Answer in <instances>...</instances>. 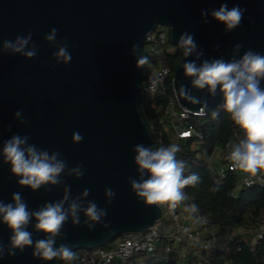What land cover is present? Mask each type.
<instances>
[{
	"label": "water",
	"instance_id": "95a60500",
	"mask_svg": "<svg viewBox=\"0 0 264 264\" xmlns=\"http://www.w3.org/2000/svg\"><path fill=\"white\" fill-rule=\"evenodd\" d=\"M222 3L246 9L241 26L232 32H225L210 16L209 23H202L201 10L218 9ZM157 24L170 27L176 45L183 32L194 34L204 51L202 59L227 60L236 43L243 45L240 55L248 49L264 53V0H0V42L31 31L38 45L33 60L0 54V149L14 134L28 135L29 143L49 152L59 150L68 167L83 164L84 171L79 180L63 176V185L33 192L17 184L10 165L0 158V200L8 203L14 192H20L29 209L35 210L61 199L63 188L70 186L71 197L90 189L85 204L94 200L107 209L104 222L110 228L97 224L89 231L82 226L81 213L80 226H73L71 220L64 225L57 247L64 243L71 245L73 252L94 249L123 234L146 231L162 215L159 205L138 201L129 183V177L138 179L133 147H157L139 108L143 65L137 67L145 36ZM53 27L58 30L57 44L66 43L72 55L68 65L53 67L51 56L57 48L43 39ZM133 44L138 45L135 54L131 53ZM194 58H181L172 88L181 107L205 114L223 101L220 95L213 98L206 90L191 87L182 64ZM181 85L197 99L207 100L206 110L202 112L200 104L179 96ZM20 109L27 124L14 119V112ZM74 132L83 136L81 143L72 142ZM106 188L116 193L110 205L105 204ZM34 224L33 220L28 227L33 240L44 238ZM10 235L0 223V242L7 245ZM32 250L26 248L15 257L5 255L0 264H61V259H34Z\"/></svg>",
	"mask_w": 264,
	"mask_h": 264
},
{
	"label": "clouds",
	"instance_id": "9594fccd",
	"mask_svg": "<svg viewBox=\"0 0 264 264\" xmlns=\"http://www.w3.org/2000/svg\"><path fill=\"white\" fill-rule=\"evenodd\" d=\"M245 8L236 4L231 8L222 3L218 9H202L200 12L202 23H209V16L224 26L225 32H232L241 26ZM58 30L53 27L43 39L54 45L57 50L51 58L55 65H68L72 55L68 45L57 44ZM178 45L183 50V56L195 57L182 64L183 74L191 79V87L196 90H206L210 97L220 95L223 103L220 107L230 116L231 121L242 131L243 138L237 142L229 141L230 149L226 157L233 170H241L255 175L264 169V53L248 49L240 55L243 48L241 43L233 45L231 57L202 59L204 51L198 46L194 34L187 31L179 37ZM138 45L133 44L131 53L135 54ZM219 48V44L216 45ZM38 45L33 42V33L17 35L14 40L0 42V54H19L25 59L33 60L37 56ZM197 61H200L198 64ZM148 63L147 57L140 56L137 67ZM178 95L192 104H200L201 111L207 108V100L194 97L186 86L181 85ZM214 116L219 115L213 112ZM20 124H27L23 110L13 114ZM11 129L12 125H8ZM83 136L79 132L72 135L73 143H81ZM28 135L14 134L2 143L0 158L2 163L10 165L11 176L17 177V184L21 188H28L35 192L42 187L50 190L52 186L63 185V176H74L77 180L84 176L83 164L68 167L59 150L49 152L29 143ZM132 151L134 164L137 168L138 179L129 177L131 191L138 201L145 205L166 204L170 209L187 199L183 189L189 185H196L200 177L196 173L185 176L186 164L176 158L180 151L177 144L169 146H145L136 144ZM90 189H85L80 195L71 197L70 186L63 188V196L57 201H49L35 210H30L27 201L20 192H14L11 201L5 203L0 200V223L11 231L9 242H0V260L5 255L15 257L23 253L26 248H32V257L42 261L62 259L73 261L75 253L69 244L61 243L56 246L57 238H63L62 229L69 220L73 226L83 225L93 231L97 224L110 228L104 222L107 209L99 207L96 202L87 201ZM116 193L112 188L105 189V204L110 205ZM195 211V205H192ZM35 221L36 232L43 233L44 238L33 240V233L28 230Z\"/></svg>",
	"mask_w": 264,
	"mask_h": 264
},
{
	"label": "trees",
	"instance_id": "16d2710c",
	"mask_svg": "<svg viewBox=\"0 0 264 264\" xmlns=\"http://www.w3.org/2000/svg\"><path fill=\"white\" fill-rule=\"evenodd\" d=\"M182 57L183 50L179 46L176 52L168 57L173 74ZM144 77L143 65L139 97L142 116L151 130L156 146L160 147L161 142L168 146L177 144L180 151L176 158L185 162V176L192 173L199 175L200 180L196 185L183 189L187 195L186 203L195 205L196 212L214 228L215 239L211 247L206 249L199 244L191 245L183 264H264V237L252 245L248 237L238 233L241 227H255L257 222L264 218V185L237 189L238 176L233 171L227 170L221 177L209 167L212 156L218 150L228 151L227 144L234 133L242 131L219 105L208 113L189 114L188 118L177 120L181 127L192 126L200 133V138L193 136L178 141L171 140L160 123V118L165 113L168 100L173 96L172 85H169L164 95H151L144 89ZM213 112H218L219 115L214 116ZM225 162L223 160V163ZM158 252H162V249ZM82 255L75 256L73 261L61 259V264H82ZM141 256L142 260H134L133 263L174 264L162 260L160 255Z\"/></svg>",
	"mask_w": 264,
	"mask_h": 264
},
{
	"label": "built area",
	"instance_id": "2783aa9c",
	"mask_svg": "<svg viewBox=\"0 0 264 264\" xmlns=\"http://www.w3.org/2000/svg\"><path fill=\"white\" fill-rule=\"evenodd\" d=\"M171 39L170 27L157 24L145 36L143 45L144 57L148 63L144 64V89L151 95H164L169 85H172L173 72L168 57L177 50ZM173 89V88H172ZM189 114H198L179 105L175 93L168 100L165 113L160 118V123L166 129L173 141L186 139L193 136L201 137L192 126L181 127L177 120L188 118ZM204 114V113H199ZM243 138V133L235 132L231 141L237 142ZM160 146H168L161 142ZM230 149L226 151L229 154ZM218 151L212 156L209 163L210 169L221 177L227 170L233 171L237 176V189L252 185H264V171L260 170L255 175L233 170L230 161L225 158V163H217ZM187 196V195H186ZM187 200V199H186ZM186 200L181 202L176 209H170L166 204H160L162 215L150 228L143 232H130L116 238L110 246L94 248V253L80 257L82 264H134V260H142L141 254L159 256L162 260L183 264L187 258L189 247L199 244L208 249L215 237L214 228L207 224L206 219L192 210V205ZM238 233L248 237L255 245L264 237V218H261L255 227L243 226ZM211 235L210 238H206ZM162 249V252H158Z\"/></svg>",
	"mask_w": 264,
	"mask_h": 264
},
{
	"label": "rangeland",
	"instance_id": "374dc122",
	"mask_svg": "<svg viewBox=\"0 0 264 264\" xmlns=\"http://www.w3.org/2000/svg\"><path fill=\"white\" fill-rule=\"evenodd\" d=\"M217 154H218V158L217 159H219L217 161V163L223 164L222 162H223V160H225V158L228 156V154L226 152H223L222 150H218ZM112 242H110L108 244H105L103 246H110L112 244ZM94 250L95 249H80V250L75 251L74 253H75V256H79V255H82V254L86 255V256H89V255L94 253ZM145 257L147 258L148 256H145Z\"/></svg>",
	"mask_w": 264,
	"mask_h": 264
}]
</instances>
